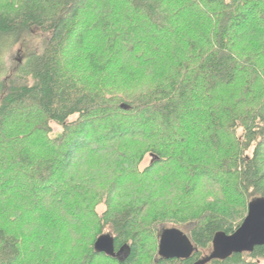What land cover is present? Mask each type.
Masks as SVG:
<instances>
[{
    "label": "trees",
    "instance_id": "16d2710c",
    "mask_svg": "<svg viewBox=\"0 0 264 264\" xmlns=\"http://www.w3.org/2000/svg\"><path fill=\"white\" fill-rule=\"evenodd\" d=\"M86 2L0 0V65L39 39L0 80V264H262L264 246L209 256L264 198V54H237L264 0ZM166 227L191 258L158 257Z\"/></svg>",
    "mask_w": 264,
    "mask_h": 264
},
{
    "label": "water",
    "instance_id": "95a60500",
    "mask_svg": "<svg viewBox=\"0 0 264 264\" xmlns=\"http://www.w3.org/2000/svg\"><path fill=\"white\" fill-rule=\"evenodd\" d=\"M264 246V198L252 200L240 227L231 235L216 234L212 241L209 259H226L232 255L251 253L257 247ZM125 247L115 252L113 239L107 235L99 237L94 250L110 258H115ZM195 253V247L186 234L177 228L162 231L157 255L163 260H188Z\"/></svg>",
    "mask_w": 264,
    "mask_h": 264
},
{
    "label": "rangeland",
    "instance_id": "374dc122",
    "mask_svg": "<svg viewBox=\"0 0 264 264\" xmlns=\"http://www.w3.org/2000/svg\"><path fill=\"white\" fill-rule=\"evenodd\" d=\"M93 1L94 0H87V2H86V5H85V9H84V12H85V16H86V14L88 15V16H90V11L92 10L91 9V7H93V5H94V3H93ZM227 1H229V0H227ZM105 18H106V15H105ZM185 28H186V30H187V32H189L190 34H194V33H196V28L194 27V26H188V25H185ZM264 30V29H263ZM254 31V32H253ZM240 32H244V33H239V35L241 36H239L238 37V45H237V54L238 55H244L246 52H250L251 50L253 51V52H255L256 51V49L258 50V51H260V52H258V53H262V54H264V33H257V31H256V29H255V27L253 26V25H248V27L247 28H245L244 30H242V31H240ZM136 34L138 33V31L137 32H135ZM39 44V39L38 38H36V39H34V42L32 43V39L30 40L29 39V37H27L25 40H23L22 42L20 41V44H17V45H11L10 46V40H9V42L8 41H5V42H3V44H2V46L1 47H3V49H4V52H3V54H2V60H1V63H2V65H0V80H2L3 78H4V76H5V74H6V72H7V70H10L11 68H12V63H13V60H16V59H18V60H21L22 59V57L26 54V52H27V50H28V48H31V47H33L34 45H36V44ZM146 47H148V45L147 46H145L144 47V49L146 50ZM150 47V46H149ZM257 52V51H256ZM255 52V53H256ZM105 53V52H104ZM257 53V54H258ZM125 59H128V60H120V61H118L115 65H114V67L116 66V68H114V70H116V71H112V70H110L112 67H107L106 69L104 68V72H105V74L106 75H110L111 76V80H114V77H115V74H118L117 73V70L119 69V67H121V66H124L125 64H127V63H130V62H133L134 60H132L130 57H126V56H123ZM262 58H264V56L262 57ZM130 61V62H129ZM136 61V60H135ZM135 61H134V63H135ZM258 63H259V66H261V67H263V69H264V63L262 62L261 64H260V62L258 61ZM152 65H147V66H145V70L146 69H148V68H146V67H151ZM260 67V68H261ZM113 69V68H112ZM125 70V69H124ZM123 70V71H124ZM116 72V73H115ZM128 72H130V71H127L126 73H128ZM126 73L124 74L125 76H126ZM133 76H135V75H133ZM132 76V77H133ZM124 76H123V74H120L117 78H118V80H120V79H122ZM133 78H135L134 79V81L132 82V84H134V86L136 87V85L135 84H137V85H140V86H142V83L141 82H138L137 81V78H136V76L135 77H133ZM106 79H108L107 77H106ZM139 86V87H140ZM257 88V87H256ZM51 128H52V135L53 136H55V135H57V134H59L60 132H61V129H60V127L59 126H57L56 124H51ZM239 133H241V131H239ZM89 138L88 139H92L93 137L92 136H88ZM60 159H62L61 157H60ZM150 161H151V158L149 157V156H146L145 158H144V160H143V162H142V165H141V169H143V168H145L149 163H150ZM103 211V207L102 206H98L97 207V212L98 213H101ZM167 228V227H166ZM165 228V229H166ZM170 228V227H169ZM171 228H174V227H171ZM182 230V232L184 233V234H186L187 235V228H181ZM81 239H83V238H81V237H78V236H73V237H70V240L73 242V241H77V240H81ZM159 243V242H158ZM157 250H158V247H157ZM207 254V256L209 255L208 253H206ZM205 254V255H206ZM262 264H264V261H262L261 262Z\"/></svg>",
    "mask_w": 264,
    "mask_h": 264
},
{
    "label": "flooded vegetation",
    "instance_id": "af4514ba",
    "mask_svg": "<svg viewBox=\"0 0 264 264\" xmlns=\"http://www.w3.org/2000/svg\"><path fill=\"white\" fill-rule=\"evenodd\" d=\"M122 253H120L119 255H121Z\"/></svg>",
    "mask_w": 264,
    "mask_h": 264
}]
</instances>
